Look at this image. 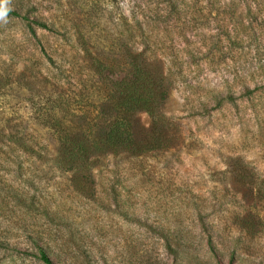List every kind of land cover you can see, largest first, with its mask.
<instances>
[{
    "label": "rangeland",
    "instance_id": "1",
    "mask_svg": "<svg viewBox=\"0 0 264 264\" xmlns=\"http://www.w3.org/2000/svg\"><path fill=\"white\" fill-rule=\"evenodd\" d=\"M0 6L21 14L0 21V264H264V0ZM141 53L180 143L102 155L81 191L59 134L97 124Z\"/></svg>",
    "mask_w": 264,
    "mask_h": 264
},
{
    "label": "trees",
    "instance_id": "2",
    "mask_svg": "<svg viewBox=\"0 0 264 264\" xmlns=\"http://www.w3.org/2000/svg\"><path fill=\"white\" fill-rule=\"evenodd\" d=\"M9 9L8 14L21 16ZM129 73L112 81L108 94L96 116L97 124L88 129L60 132L58 157L61 169L75 175L82 191L91 184L95 160L108 154L143 156L174 148L181 140L180 128L164 113L172 81L161 60H151L145 53L134 55L129 63ZM146 113L151 125H139L138 115ZM47 264H54L47 254H42Z\"/></svg>",
    "mask_w": 264,
    "mask_h": 264
},
{
    "label": "clouds",
    "instance_id": "3",
    "mask_svg": "<svg viewBox=\"0 0 264 264\" xmlns=\"http://www.w3.org/2000/svg\"><path fill=\"white\" fill-rule=\"evenodd\" d=\"M8 11H9V9H7V8L0 10V21L6 22Z\"/></svg>",
    "mask_w": 264,
    "mask_h": 264
}]
</instances>
